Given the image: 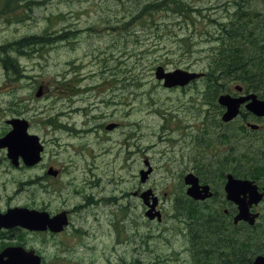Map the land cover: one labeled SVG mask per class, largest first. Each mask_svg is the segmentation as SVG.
<instances>
[{"label":"rangeland","instance_id":"374dc122","mask_svg":"<svg viewBox=\"0 0 264 264\" xmlns=\"http://www.w3.org/2000/svg\"><path fill=\"white\" fill-rule=\"evenodd\" d=\"M157 1L29 0L31 10L25 12L23 21H10L3 15L0 19V45L26 37H50L47 44L28 47L16 55L23 69L21 79L12 81V74L0 66V101L5 102L0 107V117L13 114L7 103L16 101L21 103L17 107L27 106L43 119L44 129L33 131L46 146V162L64 169L60 203L66 199L71 202L70 208L81 205L90 190L80 196L75 192L86 190L83 186L93 179L91 172H95V180L97 176L103 178V197L109 200L99 212V224L86 211L82 219L75 220L88 234L81 243L68 234L63 236L72 253L66 255L70 260H63L65 254H60L61 263L183 262L180 241L172 238L179 230L177 219L169 225H151L142 204L134 200L133 220H123L120 209L128 205L119 198L122 191H128L129 181H134L135 160L142 165L147 158L153 161L156 170L152 183L162 189L182 176L185 166L179 162L189 152L191 138L201 134V129L208 130L204 139L213 135L209 119L201 122L198 115L201 111L208 115L206 104L212 101L207 77L204 83L200 81L196 87L181 92L164 88L156 80L155 71L163 66L168 71L208 74L210 55L218 43L213 36L221 24L235 19L236 0H183L192 9L188 16L167 8L136 18L142 7ZM251 3L260 5L253 0ZM66 32L67 40L58 41L57 37ZM39 86L44 87L41 98L36 97ZM93 118H103L105 125L119 120L124 126L109 134L106 129L96 132L98 122ZM51 120L61 128L47 124ZM194 125L199 129L195 130ZM235 125L238 131L240 123ZM251 134L236 137L235 151L240 156L241 151L249 153L257 147L264 136V126L262 131ZM93 163L99 168L94 169ZM37 173L39 176L38 171L10 169L4 175L8 182L6 197L18 192L20 197L14 203L29 201L40 188ZM169 202H164L167 210ZM114 214L118 216L115 220ZM137 222L139 242L147 241L149 233L154 236L149 252L140 253L135 243L128 242L135 236ZM254 239L255 236L252 242Z\"/></svg>","mask_w":264,"mask_h":264},{"label":"flooded vegetation","instance_id":"af4514ba","mask_svg":"<svg viewBox=\"0 0 264 264\" xmlns=\"http://www.w3.org/2000/svg\"><path fill=\"white\" fill-rule=\"evenodd\" d=\"M28 1L0 0V19L5 16L11 18L10 21H23L24 18L18 19L17 15L25 14V11L31 10ZM257 8L264 10V0L260 1V5ZM24 40L26 38L19 39L16 42ZM11 44L4 43L0 45V66H3L6 71L3 60L12 55L17 59L19 57L16 56L18 52L11 50ZM206 77L207 74L205 73L203 78L192 81L185 87H175L169 90L186 92L188 89L196 87L200 81L204 83ZM159 82L163 85V81ZM12 90L15 93L16 87L13 86ZM252 93L254 92L247 91L240 82L229 80L225 84L224 93L220 95L229 94L233 97H244ZM220 95L214 97L216 101H207L208 115L202 111L198 114L201 116L199 118L201 122H203V119H209L213 135L208 139H204L203 136L208 130L203 131L201 129V134H195L191 138L189 141V152L187 155L183 154L179 162L185 166L181 169L182 176L179 180L159 189L152 183V176L156 170L153 161L147 158L144 165H142L138 160H135L133 162L134 173H132L134 181H129L128 191H122L119 198L128 205L120 209L123 220L128 217H132L133 220L132 209L134 200L142 204L143 214L151 225L159 226L164 222L165 225H169L171 221L174 222V219H177L175 224L179 226V230L175 232L172 238L180 241L179 253L184 255L182 264H253L258 256H264V165H262V161L264 163V155L255 156L260 163V173L252 174V161L249 163L239 162L236 165L235 151L236 137L241 133L250 136L252 135L251 133L262 131L264 117H258L248 110L246 106L249 102H247L241 106L240 114L237 118L226 122L223 120V116L227 109L219 104L218 98ZM259 99L264 101L260 97ZM3 104L5 102L0 101V107ZM7 104L13 114L0 117V140L14 130L13 124L15 122H22L21 124H24L27 128V133L37 136L42 143L40 136L33 131V129L40 131L44 129L45 123L43 119L36 117V115H39L38 112L29 111L30 109L27 106L17 107L21 103H16V101L8 102ZM93 120L98 122L95 127L96 130L94 129L96 132L103 133V130L106 129L109 134L121 130L124 126L119 120H114L107 125H105L107 121H103V118H93ZM236 122L240 123L238 131H235ZM47 124L55 127L61 126L54 120L47 122ZM109 125H113L114 129L108 130L107 127ZM252 125L257 128L252 129ZM126 126L131 125L127 124ZM194 127L195 130L199 129L197 125H194ZM70 130L73 131L72 129ZM74 132L81 134L78 131ZM128 132L131 133V130H128ZM82 133H88V131H83ZM42 145L44 146V151L41 152L39 160L31 165H27L22 157H19L18 160L12 159L9 156L7 147L0 148V216L17 209L22 210L26 216L36 219L35 223L26 225L3 226L0 224V256L3 253L14 252L21 253L27 261H32L30 263L34 262L33 264L37 260L41 264H64L61 262L70 260L66 255L67 253L71 254L72 250L65 245L62 239L63 236L68 234L73 240L81 243L82 238L88 233L76 225L79 222L75 220L82 219V212L86 211L99 224V212L100 210L103 211V204L109 200H107V197H103V178L97 176L95 180V172H91L93 179H90V182L83 186L86 187V190L75 192L76 195L80 196L84 191L90 190L84 196V202L81 205L76 204L77 206L72 208H70L71 202L69 200L64 199L60 203L63 187L61 188L59 185L65 172L58 165L52 164V161L46 162L47 150L44 143ZM259 146L261 147V153L264 152V136H261ZM251 151L252 149H250ZM92 166H95V164L93 163ZM98 168V166H95L94 169ZM10 169H29L39 172V176L38 173L36 174V179L40 183V188L29 198V201L14 203L20 197L18 192L14 193V197H6L8 182L4 180V175ZM148 169L151 170V174L147 181L142 182L141 173ZM187 175H193L197 179V183H187L185 181ZM229 176H233L234 179L252 182L254 186H257L259 194L262 195L258 203L249 205L251 201L249 193L241 194V200L249 205L250 215L248 220L236 221L240 215V206L229 198V193L226 190ZM193 187L196 188L195 192L200 198H194L189 194ZM162 190L165 191L162 192ZM146 193H152L150 202L153 201V198H158V206L155 211L161 213L162 221L159 222L147 218L146 213L150 208L145 204L143 198ZM167 200H170L168 210L164 206V202ZM63 215L66 217L67 224L62 230H56L52 222ZM117 217L114 214V220ZM168 217L170 220H168ZM253 218H255V221L252 224ZM116 228L120 232L118 227ZM135 229L134 238L129 239L128 242L135 243L140 253L149 252L150 241L154 236L149 233L146 236L147 241L143 239L139 242V222L135 223ZM69 230L72 233H69ZM254 236L255 239L252 242ZM66 241L69 243V238ZM117 241H119L118 236ZM170 244L172 243L170 242ZM60 254H65L62 258L63 260L60 259ZM9 257L6 256L5 261L8 262ZM25 264L28 263L26 262ZM134 264L144 263L141 260H136Z\"/></svg>","mask_w":264,"mask_h":264},{"label":"trees","instance_id":"16d2710c","mask_svg":"<svg viewBox=\"0 0 264 264\" xmlns=\"http://www.w3.org/2000/svg\"><path fill=\"white\" fill-rule=\"evenodd\" d=\"M251 1L236 0L235 19L221 24L220 31L213 36L214 42L218 40V43L214 45L213 52H211L207 74L212 101H216L214 97L224 93L225 84L229 80L240 82L247 91L254 92L264 99V10H259ZM253 1L260 3L261 0ZM167 8L186 16L192 11L190 4L183 0H158L142 7L136 18L145 14L152 16V12L164 11ZM29 11L30 9L25 12L29 13ZM17 18H24V14L17 15ZM67 33L58 36L57 40L66 41ZM47 39L50 40L47 35L39 38L26 37L24 41L12 43L10 48L12 51L22 53L28 47L36 48L38 45L47 44L45 43ZM3 62L7 73L10 71L13 76L12 81H17V78L21 79L23 69L17 58L11 56ZM260 143L251 152L247 151L249 153L241 151L240 156L236 152L237 164L240 160L245 163L252 161V174L260 173V163L255 157L260 154L264 155V152L261 153ZM262 165H264L263 161Z\"/></svg>","mask_w":264,"mask_h":264},{"label":"water","instance_id":"95a60500","mask_svg":"<svg viewBox=\"0 0 264 264\" xmlns=\"http://www.w3.org/2000/svg\"><path fill=\"white\" fill-rule=\"evenodd\" d=\"M204 74H199L195 72H189L182 69H176L174 71H167L165 67L158 66L155 71V78L158 81H163L164 88H175V87H185L192 80L198 79L202 77ZM44 92V87L39 86V89L36 93V97H42ZM219 104L224 106L227 111L223 116V120L229 122L235 118H237L240 114L241 106L247 102H249L246 106L248 110L257 115L258 117H264V101L260 100L259 97L252 93L248 96L244 97H233L229 94L220 95L218 98ZM22 122H15L13 124L14 130L10 132L6 137L0 140V148L7 147L9 149V156L18 160L19 157H22L25 160L27 165L34 164L39 160L41 152L44 151V146L40 142L37 136H32L27 133V128ZM21 124V125H20ZM19 125V126H18ZM18 126V127H17ZM252 129H256L257 127L252 125ZM108 130L114 129L113 125H109ZM151 174V170L143 171L141 173V181L145 182L149 178ZM193 175H188L185 178L187 183H197V179L194 178ZM226 190L229 193V198L233 200L240 206V215L237 217L236 221L239 220H248L249 218V205L254 203H258L261 199L262 195L259 194L257 186H254L250 181L238 180L234 179L233 176H229L228 183L226 185ZM196 188H191L189 194L194 198H200L196 194ZM249 193L251 201L246 204L241 200V194ZM152 193H146L143 195L145 200V204L149 206V210L146 213L147 218L150 220L162 221V215L159 212H156V208L158 206V198H153V201L150 202V197ZM205 198V197H202ZM255 218L251 221L253 224ZM36 222V219L30 216H26L23 214L22 210H11L6 215L0 216V224L3 226H12L14 224H33ZM38 223V222H37ZM45 224V223H44ZM67 224L66 217L60 216L56 218L52 225L56 230H62L64 226ZM11 253V254H10ZM10 256L8 262L5 261V257ZM38 259V258H37ZM30 263L32 261L26 260L21 253L7 252L3 253L0 256V264H25ZM34 263V262H33ZM30 263V264H33ZM35 264H41L38 260ZM253 264H264V256H258Z\"/></svg>","mask_w":264,"mask_h":264},{"label":"bare ground","instance_id":"6f19581e","mask_svg":"<svg viewBox=\"0 0 264 264\" xmlns=\"http://www.w3.org/2000/svg\"><path fill=\"white\" fill-rule=\"evenodd\" d=\"M186 71H187V70H186ZM189 72H190V71H189ZM195 73H198V72H195ZM199 74H204V75H203L202 77H200V78H203V77L205 76V73H204V72H199ZM200 78H198V79H200ZM198 79H195V80H192V81H196V80H198ZM192 81H191V82H192ZM187 176H188V175H187ZM187 176H186V177H187Z\"/></svg>","mask_w":264,"mask_h":264}]
</instances>
